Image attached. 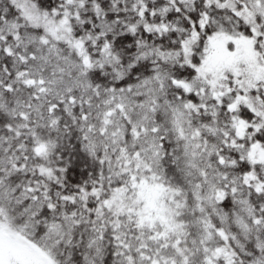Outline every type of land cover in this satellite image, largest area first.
I'll return each instance as SVG.
<instances>
[{"label":"snow or ice","instance_id":"1","mask_svg":"<svg viewBox=\"0 0 264 264\" xmlns=\"http://www.w3.org/2000/svg\"><path fill=\"white\" fill-rule=\"evenodd\" d=\"M0 264H264V0H0Z\"/></svg>","mask_w":264,"mask_h":264}]
</instances>
